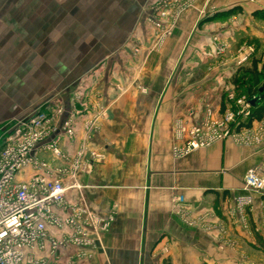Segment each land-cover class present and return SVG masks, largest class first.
<instances>
[{
    "label": "crops",
    "instance_id": "1",
    "mask_svg": "<svg viewBox=\"0 0 264 264\" xmlns=\"http://www.w3.org/2000/svg\"><path fill=\"white\" fill-rule=\"evenodd\" d=\"M262 11L264 0H190L164 46L140 67L144 77L121 75L102 85L94 103L103 114L97 129L85 127L94 115L78 116L75 136L59 144L64 157L40 153L68 186L56 217L110 223L104 232L88 223V246L47 250L44 264H264V197L253 195L245 223L233 212L248 169L264 167V140L242 144L228 137L186 155L173 151L188 138L182 127L204 119L208 109L220 118L234 106L230 93L248 97L254 76L233 59L243 45L255 49L243 69L258 60V87H264ZM221 44L224 54L217 53ZM162 58L169 60L160 73ZM259 126L254 121L251 128ZM93 152L104 158L95 160ZM179 196L184 215L175 209ZM48 231L62 239L72 229L49 225Z\"/></svg>",
    "mask_w": 264,
    "mask_h": 264
},
{
    "label": "rangeland",
    "instance_id": "2",
    "mask_svg": "<svg viewBox=\"0 0 264 264\" xmlns=\"http://www.w3.org/2000/svg\"><path fill=\"white\" fill-rule=\"evenodd\" d=\"M186 1L0 0V138L38 111L50 115V125H61L63 105L75 110V118L95 116L104 83L144 77L140 67L171 36L157 21L166 7L171 13L172 4ZM168 60L162 58L160 73Z\"/></svg>",
    "mask_w": 264,
    "mask_h": 264
},
{
    "label": "built area",
    "instance_id": "3",
    "mask_svg": "<svg viewBox=\"0 0 264 264\" xmlns=\"http://www.w3.org/2000/svg\"><path fill=\"white\" fill-rule=\"evenodd\" d=\"M189 4L190 1L180 7L172 4L171 13L166 7L162 19L156 23L164 36L171 34L181 12ZM225 51L226 44L217 48L218 54H224ZM254 52L252 46L240 47L233 57L236 66H245ZM228 96L234 101V106L229 107L220 118H215L213 111L208 109L204 119L189 129H180V135L187 133L188 138L184 146L173 148L175 155H186L228 137L242 144H258L264 140V119L260 121L258 128L238 130L242 119L250 115V98L236 97L234 93ZM59 115L63 120L62 124L50 125L49 114L43 111L35 112L12 123L0 138V264H44L45 261L41 257L47 250L55 253L67 244L88 246L91 243L88 223L97 232L106 231L110 225L109 221L96 217H91L88 223H83L79 221L78 215L65 221L55 215V208L65 202L68 186L61 178L52 175V166L40 158V153L47 151L56 157H64L59 144L63 138L71 140L75 136L74 126L77 119L74 117L77 114L71 106L66 109L63 105ZM102 116V112H99L89 118L85 127L97 129ZM92 157L102 160L104 155L93 152ZM29 170L25 178L21 177ZM254 194L264 197V167L248 169L244 176L242 192L234 198L233 212L238 214L244 223L247 220V211L253 204ZM184 203V197L179 196L175 209L181 215L185 212ZM187 222L193 224L190 219ZM49 225L58 228L63 225L71 227L72 232L62 239H57L50 236Z\"/></svg>",
    "mask_w": 264,
    "mask_h": 264
},
{
    "label": "trees",
    "instance_id": "4",
    "mask_svg": "<svg viewBox=\"0 0 264 264\" xmlns=\"http://www.w3.org/2000/svg\"><path fill=\"white\" fill-rule=\"evenodd\" d=\"M262 15H260L259 12H256L255 15L257 16H262L264 17V11H262L261 13ZM244 67L240 68V71L243 70V72H249L254 76V86H251L250 88H248V98H255L256 96H260V101L258 104H256L255 106H252L251 108V112L249 117L247 118L246 122H240V125L238 126V129L240 130L241 128H251L252 127V123L254 121H261L264 119V87H258V84L261 81V78L259 77L260 72L258 71V60H254L253 61V65L252 68L249 69H243ZM166 264H170V263H166Z\"/></svg>",
    "mask_w": 264,
    "mask_h": 264
},
{
    "label": "water",
    "instance_id": "5",
    "mask_svg": "<svg viewBox=\"0 0 264 264\" xmlns=\"http://www.w3.org/2000/svg\"><path fill=\"white\" fill-rule=\"evenodd\" d=\"M260 101V96H256L255 98H251L249 99V102L251 103L252 106H255L256 104H258Z\"/></svg>",
    "mask_w": 264,
    "mask_h": 264
}]
</instances>
